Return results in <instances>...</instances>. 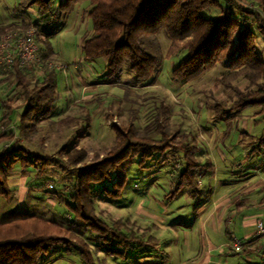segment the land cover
I'll use <instances>...</instances> for the list:
<instances>
[{
	"label": "rangeland",
	"instance_id": "374dc122",
	"mask_svg": "<svg viewBox=\"0 0 264 264\" xmlns=\"http://www.w3.org/2000/svg\"><path fill=\"white\" fill-rule=\"evenodd\" d=\"M19 1L0 0V26L26 19L36 21V10L20 8ZM233 1L244 7L254 4L250 0H221V8H209L202 14L217 17ZM91 7L89 1H83L72 13L63 14L57 21L53 19L38 23V27H29L36 31L38 42L49 57L47 61L42 58V64L31 69H38V75H41L44 69H53L50 66L53 62L64 64L67 70L54 67L58 84L54 112L42 120L35 116L31 118L32 128L27 131L29 136L21 137L24 147L39 155L65 157V160L68 153L83 149L89 158L77 164L75 169H80L107 155L116 138L115 123L121 126L133 123L139 134L157 136L155 122L160 118L178 139L184 137L188 145H196L198 159L203 157V149L200 152L199 148L208 144L214 135H222L221 144L230 153L229 160L221 166L224 174L233 176L232 172L236 171L241 175L249 165L264 163V113H259L261 106L235 110L222 119L216 117L213 109L217 102L237 100L240 94L256 90L242 76L228 79L229 57L198 78L175 80L173 69L187 56V51L170 54L172 42L163 29L147 41L149 51L161 59L151 77L137 79L126 64L118 82L106 83L107 57L100 56L90 61L82 50L84 39L93 34V20L89 15ZM9 32L12 31H5L0 36ZM51 32L53 36L50 38ZM256 36L258 52L264 59V36L257 31ZM46 42H51L54 49L52 54L47 53ZM8 71L0 70V99L7 100L13 106V113L3 129L18 133L20 117L27 104L22 95L23 88L18 86L16 77ZM26 78L33 79L35 83L37 75L27 73ZM222 79H225V84ZM3 112L0 102V118ZM245 131L255 134L259 138L257 142L256 138L249 135L245 142L239 143ZM260 141L262 145L258 153L251 156L249 152L247 155L245 151ZM6 144L0 143V152ZM240 148L244 153L234 158L233 154ZM183 154L181 150L169 149L163 156L157 153L143 165L139 162L140 158H136L128 170L124 196L110 199L102 194L97 199V214L106 222L129 219L141 231L151 227L152 235L161 239L158 246L131 249L127 258L108 255L98 247L97 233L80 227L82 219L74 209L76 204L71 199L69 188L75 177L73 168L64 171L50 165L40 176L37 173L41 164L22 168L18 163L8 182L14 194L10 197L0 196V221L11 213L26 212L58 222L65 230L71 228V232L65 233L66 236L71 234L72 239L81 237L89 245L91 263L83 256L77 243H55L41 255L39 264H184L191 254L201 256L207 241L202 235L200 219L192 212L203 208L204 203L195 197L191 198L192 194L187 192L186 185L174 200L171 199L172 183L175 182L176 186L180 182L185 168ZM10 157L14 158L13 155ZM241 166H244L243 171ZM195 171L200 173V170ZM201 179H205L207 184L213 180L205 175ZM175 209L183 214L188 213L185 220L171 218ZM159 213L163 219L156 217L155 214ZM163 220H167L168 227L161 224ZM175 223L179 227L178 231L173 228Z\"/></svg>",
	"mask_w": 264,
	"mask_h": 264
},
{
	"label": "trees",
	"instance_id": "16d2710c",
	"mask_svg": "<svg viewBox=\"0 0 264 264\" xmlns=\"http://www.w3.org/2000/svg\"><path fill=\"white\" fill-rule=\"evenodd\" d=\"M83 1L92 5L89 15L93 20V34L84 39L82 50L90 61L100 56L107 57L106 83L118 82L126 64L137 79L151 77L161 59L149 51L147 41L165 29L172 42L170 54L187 51V56L173 69L175 80L198 78L229 57L228 79L242 76L256 87V90L240 94L237 100L217 102L213 109L218 119L249 106L260 105L259 113H264V59L260 57L256 45V31L264 36V0H250L254 3L252 7H242L233 1L217 17H206L202 13L209 8H221V0H20V8L36 10V21L26 19L0 26V35L9 30L38 27L40 22L57 21L63 14L72 13ZM49 36L51 38L53 33ZM53 50L51 42H46L47 53L52 54ZM41 55L45 61L49 59L42 47ZM44 70L38 75V69L15 66L7 72L13 74L18 86L23 88L22 95L27 105L16 133L3 129L11 118L13 106L0 99L4 108L0 118V143H8L0 152V195L9 197L14 193L8 182L18 162L23 168L41 164L37 173L40 176L50 165L64 171L73 168L75 177L69 188L71 199L76 204L74 209L82 219L80 227L97 233L99 248L108 255L124 259L137 246L156 245L159 239L152 235L151 227L141 231L129 219L122 218L106 222L97 214V199L102 194L110 199L122 198L128 170L135 159L140 158L139 162L143 165L157 153L163 156L169 149L181 150L185 157V168L176 190H180L183 179H187L190 185H196L192 173L198 164L196 145H188L184 137L178 139L157 118V136L139 134L133 123L127 126L115 123L116 138L107 155L80 169H75L77 164L89 158L83 149L65 155L67 160L65 157L36 154L21 144V137L29 136L27 131L32 128L30 122L33 116L42 120L54 112L57 74L54 68ZM27 73L37 75L35 83L33 79L26 78ZM222 82L225 84V79ZM70 230H65L58 222L33 214L11 213L0 221V264H39L41 255L55 243H77L83 256L91 263L88 243L81 237L72 239L73 235L66 236L65 233Z\"/></svg>",
	"mask_w": 264,
	"mask_h": 264
},
{
	"label": "crops",
	"instance_id": "0c3cea01",
	"mask_svg": "<svg viewBox=\"0 0 264 264\" xmlns=\"http://www.w3.org/2000/svg\"><path fill=\"white\" fill-rule=\"evenodd\" d=\"M244 133L243 138L238 141L241 144L246 141L249 135L256 138V142L259 139L254 136L255 134L248 131ZM218 137L217 134L214 135L208 144L205 143L203 148H199L200 152L203 149L202 159H198L196 154L198 164L192 171L197 182L196 185H190L187 179H183V183L179 186L181 187L180 190H176L178 183L175 186V182L172 183L170 190L172 192L171 199L174 200L175 196L186 185L188 187L187 192L192 194L190 197H195L204 203L203 208L194 209L192 212L201 221V230L205 233L202 235L207 241L206 248L201 256H199L200 254L188 256V260L184 264H264V250L261 249V241L256 236V224L259 220H264V163L262 165L251 164L244 171V166H241V170L245 172L241 175L237 174L236 171L232 172L233 176L224 174L221 166L224 161L229 160L230 153L221 144L222 135ZM261 145L262 142L260 141L245 152L247 155L250 152L251 156H254L258 153ZM243 153L242 149L237 150L233 154L234 158ZM18 163L20 164V162ZM194 170H200V173L198 174ZM203 175L213 180L207 184L205 179H201ZM189 193L188 195H190ZM175 210L171 218L179 217L181 220H185L188 213L183 214V212ZM155 215L157 218L163 219L160 213ZM161 224L169 226L167 220H163ZM173 228L178 231L177 223L174 224ZM158 239V243L151 246L160 245L162 241L160 238ZM234 239L243 243L241 251H233L228 247ZM171 247L173 248V246Z\"/></svg>",
	"mask_w": 264,
	"mask_h": 264
},
{
	"label": "built area",
	"instance_id": "2783aa9c",
	"mask_svg": "<svg viewBox=\"0 0 264 264\" xmlns=\"http://www.w3.org/2000/svg\"><path fill=\"white\" fill-rule=\"evenodd\" d=\"M37 64H42L41 46L33 28L25 31L15 30L0 36V70L8 71L15 66L31 68ZM50 66L67 70L61 63L51 62ZM256 236L261 241V249L264 250V220L257 222ZM228 247L233 251H241L243 243L234 239Z\"/></svg>",
	"mask_w": 264,
	"mask_h": 264
}]
</instances>
